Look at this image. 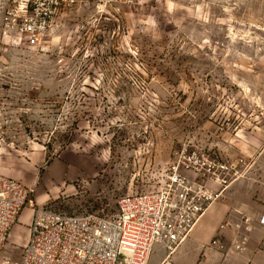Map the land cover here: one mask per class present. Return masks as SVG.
<instances>
[{
  "label": "rangeland",
  "instance_id": "obj_1",
  "mask_svg": "<svg viewBox=\"0 0 264 264\" xmlns=\"http://www.w3.org/2000/svg\"><path fill=\"white\" fill-rule=\"evenodd\" d=\"M196 149L239 176L218 200L233 188L259 199L264 0H134L118 14L79 3L39 47L3 35L0 18V172L32 201L4 256H22L34 208L114 214Z\"/></svg>",
  "mask_w": 264,
  "mask_h": 264
},
{
  "label": "built area",
  "instance_id": "obj_2",
  "mask_svg": "<svg viewBox=\"0 0 264 264\" xmlns=\"http://www.w3.org/2000/svg\"><path fill=\"white\" fill-rule=\"evenodd\" d=\"M134 0H0L3 35L18 36L30 47L45 40L63 8L79 3L120 13ZM232 164L203 149L182 150L167 170L164 183L145 192L119 198L111 215L89 211L71 213L49 206L33 209L22 256L3 255L13 225L31 204L30 190L0 172V264H149L155 246L169 254L191 235L207 209L239 178H231ZM264 226V214L258 218ZM225 226H232L225 222ZM254 219L241 215L234 224L230 247L219 233L211 247L228 253L247 246ZM224 227V226H223Z\"/></svg>",
  "mask_w": 264,
  "mask_h": 264
},
{
  "label": "crops",
  "instance_id": "obj_3",
  "mask_svg": "<svg viewBox=\"0 0 264 264\" xmlns=\"http://www.w3.org/2000/svg\"><path fill=\"white\" fill-rule=\"evenodd\" d=\"M244 184L240 183L238 187ZM242 188L243 186L239 188L240 192L248 191ZM229 192L226 198L214 202L207 209L190 237L174 253L169 254L164 247L155 246L149 264H264V226L258 223V218L264 214V191L260 193L258 200H253L247 193H239L237 188ZM24 210L19 220L25 215ZM28 215L29 227L32 214ZM241 215L254 219V226L250 231L245 232L248 236L246 248L225 253L211 247V240L219 233L226 236L227 246H231L236 235L234 224L239 222ZM225 222H231L232 226H225ZM16 225L14 232H18L15 229ZM25 240H28V235Z\"/></svg>",
  "mask_w": 264,
  "mask_h": 264
}]
</instances>
